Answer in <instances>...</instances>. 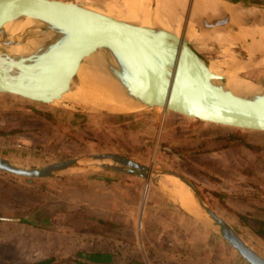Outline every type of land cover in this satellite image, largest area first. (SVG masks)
<instances>
[{
  "label": "water",
  "instance_id": "water-1",
  "mask_svg": "<svg viewBox=\"0 0 264 264\" xmlns=\"http://www.w3.org/2000/svg\"><path fill=\"white\" fill-rule=\"evenodd\" d=\"M224 1L249 13L240 17L238 24H233L226 7H222L218 15H192L190 1L173 15L184 25L194 22L195 29L204 36L221 29L226 38L228 32L238 37L239 28L264 24L263 6ZM27 19L31 23L15 32L4 26ZM235 41V46L243 45L247 52L241 62L264 67L259 49L253 48V54L245 49L252 42L250 38ZM209 42L219 45L210 39ZM189 44L184 37L173 38L159 24L146 25L136 18L108 13L104 5L64 0H0V94L73 112L124 113L91 110L70 100L55 101L62 99L65 91L49 71L50 64L56 61L70 76L76 74L81 65L100 73L140 108L160 107L199 124L264 133V85L252 81L257 86L255 91H232L224 82L215 81L217 73L201 59L180 55ZM16 46L23 49L13 52L11 48ZM216 71L225 73L220 68ZM77 168L130 173L153 183L180 206L173 189L162 178L183 184L193 197L198 214L212 231L225 239L247 264H264V257L216 213L192 181L180 173L153 167L121 153L81 154L35 166L18 164L0 155V171L29 181L67 174Z\"/></svg>",
  "mask_w": 264,
  "mask_h": 264
},
{
  "label": "rangeland",
  "instance_id": "rangeland-1",
  "mask_svg": "<svg viewBox=\"0 0 264 264\" xmlns=\"http://www.w3.org/2000/svg\"><path fill=\"white\" fill-rule=\"evenodd\" d=\"M64 1L127 7L129 3L126 2L133 0ZM231 1L264 7V0ZM190 44L204 46L199 48V52L209 59H221L226 55L219 45L209 41L197 40ZM228 47L237 60L247 57L243 45ZM247 63L248 66L238 71L237 75L264 85V67H253ZM162 110L159 107L148 108L122 115L83 113L0 94V155L18 164L35 166L81 154L122 153L135 160L149 162L153 167L190 176L192 179L187 178L192 182L205 183V189L213 190L211 188H216V185L210 174L197 171L192 163L188 164L189 158L184 151L191 145L186 142L184 146L179 144L188 138L180 128L177 130L179 124L172 120L169 125L166 123L167 118L179 116ZM34 111L41 115L32 113ZM111 115H121L120 121L115 123ZM129 116L134 119L130 120ZM74 120L77 123H73ZM100 121H106L107 127L99 125ZM25 125H37L39 132L30 139L20 138L18 132L27 130L23 129ZM222 129L226 131L227 128ZM239 133L240 139L251 144L257 156L264 161V153L261 152L264 149V133L245 130H239ZM110 171L113 170L77 168L67 174L32 181L0 172V264H35L44 260H49L46 264H174L162 257V253L171 251L165 242L167 238L172 240L173 236L166 237V231L158 226L150 229L154 246L160 251H156L146 240L145 236H150L145 230L142 215L147 203V183L143 198L141 193L132 195L133 186L120 182V187L106 196L96 192L93 197L88 195L90 190H83L84 176L111 177L114 173ZM258 182L253 181L252 188L257 187ZM249 195L251 199H244V205L241 203L249 212L242 211L234 203H224H228L231 209L237 208L239 215L245 214L250 219L264 222V190L254 199L252 191ZM219 213L235 224L250 241L249 244L264 256V242L259 244L260 239L254 237L253 227L240 228L233 213L226 209ZM105 255L110 258L109 261L103 260ZM180 258L186 264L196 261L192 252Z\"/></svg>",
  "mask_w": 264,
  "mask_h": 264
},
{
  "label": "crops",
  "instance_id": "crops-1",
  "mask_svg": "<svg viewBox=\"0 0 264 264\" xmlns=\"http://www.w3.org/2000/svg\"><path fill=\"white\" fill-rule=\"evenodd\" d=\"M32 113L41 115L38 111ZM121 115L111 116H113L114 122L118 123ZM175 115L179 117H175L174 119L167 118L166 123L169 125L171 120L173 123H178L179 127L177 130L180 128L181 132L185 134L184 136L188 137L179 143L182 144L181 146H184V142L191 145L190 148L188 147V149L184 151L185 155L189 158L188 164L192 163L197 171L209 173L212 181H214L216 185V188H211L214 190L213 191L205 189V186H207L205 183L197 181L192 182L200 188L202 198L223 218L224 216H222L219 211L226 209V211L232 212L240 228L246 229L253 227L254 230L258 229L261 224L260 221L250 219L245 214L239 215L236 212L238 211L237 208L235 210L231 209L228 203H224V201L234 203L240 206L242 211L247 210V212H249V209L241 205V203L244 205L242 201H244V199H251L249 195L250 191H252L254 196L252 197L254 199L264 190V161L257 156L254 147L246 142L245 139H240L238 129H234L237 130L234 131L233 129L227 128L226 131H222V127L218 128L212 127L214 125L199 124L196 120L180 117L181 115L177 114ZM129 119L132 120L134 118L133 116H129ZM129 119L126 122H128ZM95 121L96 119L93 122ZM75 122L74 120L73 123ZM104 122L106 121H100L98 124L107 127V124ZM38 128L37 125H25L23 129L27 130L19 131V137L24 139L33 138V135L39 132V130H37ZM170 131L173 130L171 129ZM258 151H261V149L258 148ZM261 152L264 153V149ZM143 163L151 165L149 162ZM110 172L114 173L111 177L95 175L84 176L83 190H88V192L90 190L88 195L93 197L96 192H98L100 196H106L105 194L116 189V187L120 185L118 182H120L122 184H127V186H133L132 195H139L141 193L143 198L147 183L145 196L147 203L143 207L142 215V222L145 226V230L150 236L153 235L149 234L150 229L154 230L158 226L166 231V237L173 236L171 237L172 240L167 238L165 242L167 243V249H171V251L162 253L163 259H168L170 262L173 261L174 264H186L180 256H186L187 252H192L196 256L194 264H247L229 247L225 239L207 226L198 213L190 212L184 206L177 205L167 195L161 193L153 183H149L145 179L124 171L113 170ZM187 177L192 179L190 176ZM162 179L173 189V185L170 181L165 178ZM258 180L260 181V183L258 182L259 185L252 188V182ZM86 186L92 187L93 191ZM76 188H78V186ZM226 220L249 244L250 241L238 230L237 226L229 219ZM252 221H254V223ZM254 230V237L260 239L259 244L263 245L262 242H264V239L256 235ZM146 231L143 233L144 236L146 235ZM42 237L47 240L46 236L42 235ZM145 237L147 242L152 244V247L156 249V251H160L159 248L154 246L155 240L151 239V236ZM181 248H183L182 251ZM253 248L256 250L255 246ZM88 257L91 259L90 255H88ZM109 259L110 258L105 255L103 260L109 261ZM153 264L158 263L153 262Z\"/></svg>",
  "mask_w": 264,
  "mask_h": 264
},
{
  "label": "bare ground",
  "instance_id": "bare-ground-1",
  "mask_svg": "<svg viewBox=\"0 0 264 264\" xmlns=\"http://www.w3.org/2000/svg\"><path fill=\"white\" fill-rule=\"evenodd\" d=\"M112 1V0H111ZM129 1V0H126ZM152 1V4L150 2ZM192 1L191 14L192 15H218L222 7L231 14L233 24H238L240 17L249 13L247 10L236 8L224 0H133L126 2L127 7H117L114 5L105 4L104 8L108 13L117 16H126L136 18L142 24H159L164 27L173 38H182L187 43L195 42L197 40L216 42L221 47L222 51L226 53L225 57L221 59H209L199 52V48L204 46H196L189 44L183 47L180 55L187 59H201L207 64L211 71L217 73L215 81L224 82L225 85L236 93L252 92L257 89V86L249 80L239 77L238 71L243 70L248 66L247 62L237 60L230 47L236 42L238 38H250L251 44H247L245 49L249 54H253L255 49H259L264 57V24L260 26H250L248 28H239L238 37L228 32V38L223 33L224 30H213L209 36L203 35V32H198L195 29L194 22L184 25L179 22L173 14L186 7ZM154 4V5H153ZM232 5V6H231ZM253 9V8H251ZM31 23V20L20 21L17 23H5L6 29H11L15 32ZM216 31V32H215ZM224 42V44H223ZM23 49L21 46L12 47L13 52H20ZM223 68L225 73L221 74L216 71L217 68ZM249 70V69H248ZM49 71L57 79L58 85L65 89L62 99L55 101L70 100L77 105L91 109V110H109L114 112H134L143 110L139 104L123 96L120 90L107 77L90 68L82 67L74 75L64 73V68L58 62L54 61L50 64ZM160 108V107H159ZM165 111L164 109L162 110ZM164 114V113H163ZM170 183V182H169ZM173 192L178 201L190 212L198 213L196 203L187 190L186 186L177 182H172ZM198 217V216H197Z\"/></svg>",
  "mask_w": 264,
  "mask_h": 264
},
{
  "label": "trees",
  "instance_id": "trees-1",
  "mask_svg": "<svg viewBox=\"0 0 264 264\" xmlns=\"http://www.w3.org/2000/svg\"><path fill=\"white\" fill-rule=\"evenodd\" d=\"M64 220H67V219H64ZM42 224H46V223H42ZM254 233L260 236L262 239H264V222H261L259 228L254 230ZM47 262H49V260H44L42 262H38L35 264H46Z\"/></svg>",
  "mask_w": 264,
  "mask_h": 264
},
{
  "label": "flooded vegetation",
  "instance_id": "flooded-vegetation-1",
  "mask_svg": "<svg viewBox=\"0 0 264 264\" xmlns=\"http://www.w3.org/2000/svg\"><path fill=\"white\" fill-rule=\"evenodd\" d=\"M4 157V156H3ZM7 158V157H6ZM9 159V158H8ZM0 172H2V171H0ZM3 173H5V172H3ZM8 174V173H7ZM10 175V174H9ZM16 178V177H15Z\"/></svg>",
  "mask_w": 264,
  "mask_h": 264
}]
</instances>
